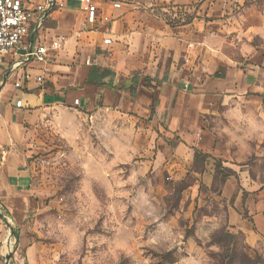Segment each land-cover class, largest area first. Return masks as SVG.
<instances>
[{"label": "crops", "instance_id": "1", "mask_svg": "<svg viewBox=\"0 0 264 264\" xmlns=\"http://www.w3.org/2000/svg\"><path fill=\"white\" fill-rule=\"evenodd\" d=\"M20 1L27 9L43 7L29 24V46L66 40L49 50L42 84L33 79L41 66L22 50L0 66V244L11 228L17 246L9 264H45L32 242L38 215L50 207L33 186L32 129L51 113L109 112L139 123L142 158L184 179L196 153L207 162L219 156L209 120L264 95V0H93L94 24L78 0ZM115 2H122L120 9H113ZM166 13L191 19L172 26ZM103 71L109 75L102 78ZM235 186L228 180L222 189V197L234 198L233 229L258 246L263 196L245 200L248 222ZM5 261L0 255V264Z\"/></svg>", "mask_w": 264, "mask_h": 264}, {"label": "rangeland", "instance_id": "2", "mask_svg": "<svg viewBox=\"0 0 264 264\" xmlns=\"http://www.w3.org/2000/svg\"><path fill=\"white\" fill-rule=\"evenodd\" d=\"M171 15H163L169 25L191 19ZM209 125L219 156H197L181 180L142 158L138 122L57 112L34 127L33 186L50 207L38 215L32 242L45 264H215L224 233L235 236L236 254L231 241L228 254L237 264H246L243 255L264 264V241L246 243L233 229L234 198L222 197L231 180L248 222L245 200L259 192L264 206V95L244 98Z\"/></svg>", "mask_w": 264, "mask_h": 264}, {"label": "built area", "instance_id": "3", "mask_svg": "<svg viewBox=\"0 0 264 264\" xmlns=\"http://www.w3.org/2000/svg\"><path fill=\"white\" fill-rule=\"evenodd\" d=\"M78 1L82 4L86 13L87 23L94 24L98 10L93 4V0ZM121 5L122 2H115L112 7L113 9H120ZM42 10V6H37L34 10L27 9L20 0H0V66L3 63V58L10 52L22 50L26 53V57L31 58L41 66L39 69L40 75L33 78L38 84L43 83V76L48 72L47 57L49 50L59 49L66 40L65 37H59L56 40H52L49 47L44 44L35 47L29 46L27 43L30 33L29 24L34 20L36 13H40ZM39 22L37 23L38 26ZM24 79L28 81L31 77L29 74H25ZM21 86L22 81L14 82L16 89H20ZM15 106L20 107L21 101H16ZM16 243L17 239L9 229L8 234L0 244V255L5 257V264H9V259L7 258L14 252Z\"/></svg>", "mask_w": 264, "mask_h": 264}, {"label": "trees", "instance_id": "4", "mask_svg": "<svg viewBox=\"0 0 264 264\" xmlns=\"http://www.w3.org/2000/svg\"><path fill=\"white\" fill-rule=\"evenodd\" d=\"M170 25H172L170 23ZM173 26V25H172ZM107 75H109V72L107 71H103L102 74H101V77H106ZM217 75V74H216ZM133 92V90H132ZM198 156V154L196 153L195 154V158ZM226 178L223 179V181H225ZM2 214L4 213L3 211H1ZM234 240H235V236L232 235V234H229V233H224L223 234V239L222 241L225 242L224 246L223 247V250L224 252L219 255L218 259L216 260V263L215 264H237L238 262H236V260L234 259V257H231L230 258V255L228 254L229 252V247H230V241L233 242V245H232V250H231V255L233 256L234 254H236V251L237 250V246L236 244H234ZM241 250V249H240ZM243 257L245 258V262L246 264H255L251 259H249L247 256L243 255Z\"/></svg>", "mask_w": 264, "mask_h": 264}, {"label": "water", "instance_id": "5", "mask_svg": "<svg viewBox=\"0 0 264 264\" xmlns=\"http://www.w3.org/2000/svg\"><path fill=\"white\" fill-rule=\"evenodd\" d=\"M0 217L2 218V215L0 214ZM10 232H11V228H10Z\"/></svg>", "mask_w": 264, "mask_h": 264}]
</instances>
